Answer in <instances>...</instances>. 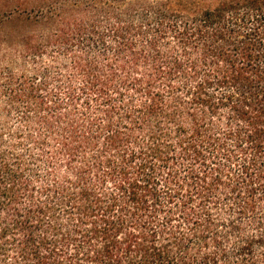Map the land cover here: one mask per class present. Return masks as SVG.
Wrapping results in <instances>:
<instances>
[{
    "label": "trees",
    "instance_id": "1",
    "mask_svg": "<svg viewBox=\"0 0 264 264\" xmlns=\"http://www.w3.org/2000/svg\"><path fill=\"white\" fill-rule=\"evenodd\" d=\"M33 19L102 61L27 100L46 182L0 152V264H264V0H0Z\"/></svg>",
    "mask_w": 264,
    "mask_h": 264
},
{
    "label": "rangeland",
    "instance_id": "2",
    "mask_svg": "<svg viewBox=\"0 0 264 264\" xmlns=\"http://www.w3.org/2000/svg\"><path fill=\"white\" fill-rule=\"evenodd\" d=\"M46 26L42 19L0 24V152L22 156L24 164L39 173L37 183L47 181L46 166L41 160V150L28 138L45 131L27 100L60 102L62 111L69 110V92H80L84 83L82 76L73 69L74 56L95 60L103 53V46L98 44L91 49L61 48L48 40L46 29L50 26ZM107 41L114 43L113 39L107 38ZM37 42L45 46L42 54L32 49ZM93 95L90 93L81 98L94 99ZM78 105L80 107L82 103L78 101ZM95 106L93 102L92 113ZM27 116L29 123L25 119Z\"/></svg>",
    "mask_w": 264,
    "mask_h": 264
}]
</instances>
